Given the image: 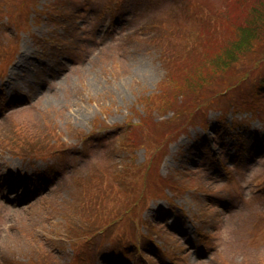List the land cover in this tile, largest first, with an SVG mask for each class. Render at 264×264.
Listing matches in <instances>:
<instances>
[{
    "label": "rangeland",
    "instance_id": "rangeland-1",
    "mask_svg": "<svg viewBox=\"0 0 264 264\" xmlns=\"http://www.w3.org/2000/svg\"><path fill=\"white\" fill-rule=\"evenodd\" d=\"M12 1L0 0V135L63 149L0 148V264H264V93L247 101L257 117L209 109L207 128L180 133L175 114L244 81L240 103L264 78L248 52L216 65L255 38L236 26L255 28L259 0H22V13ZM128 156L143 181L175 186L169 199L149 185L128 212Z\"/></svg>",
    "mask_w": 264,
    "mask_h": 264
},
{
    "label": "trees",
    "instance_id": "trees-1",
    "mask_svg": "<svg viewBox=\"0 0 264 264\" xmlns=\"http://www.w3.org/2000/svg\"><path fill=\"white\" fill-rule=\"evenodd\" d=\"M12 4H14L16 6V8L20 11V13H22L24 10H27V4H25L24 1H22V0H13ZM23 4H25L26 7H24L25 5H23ZM254 6H258L257 10L260 11L259 13L254 14L256 16L254 18L250 14V19L252 18L250 20V23L255 28H253L252 30L248 29L244 25L245 22L239 23L236 26V28L238 27V30L239 29L241 30L240 33L242 32L243 36H245V35L249 36L250 33L256 34L254 36L255 38L249 39V38H243L242 37L241 40L238 42V47L240 46V49L238 50L239 54L238 55L235 54L232 57H229L227 59V61H225V63L222 64V66L220 63H217L216 65L219 64L218 65L219 68L224 67V69H226V68L229 69V67H232L236 63V61H237L235 59L236 56L242 57L245 55V52L246 53L248 52L247 55L249 53L254 54V56L251 58V60L261 59L264 61V51L263 52L257 51V48L259 45H264V0H259L258 3ZM5 8H6L7 12H5L4 14H6V16L8 15V18H7L8 22L11 23V19H13L12 25H14V26L17 25L16 27H19L20 20L15 15H14L15 17L11 16V14L13 13V10L11 9V7L6 6ZM31 9H32V6L30 7L29 11ZM260 9H262V10H260ZM248 13H249V11H248ZM244 21H246V19H244ZM7 26H8V24H7ZM244 29L249 30V31H244ZM254 48H255V52H253ZM245 58L247 61H249L248 58L246 57V55H245ZM255 62H258V61H255ZM226 64H228V65H226ZM244 64H246V63H244ZM263 64H264V62H263ZM236 65H238V64H236ZM201 85L202 86H200L198 88V90H200V92L203 89H205V86L207 84L202 83ZM240 85H239V87L234 88L235 92L241 88ZM235 92H232V89H231V91L229 90L224 95H216L215 97L208 96L207 98L203 99L204 102H202L201 106H198L197 108L187 106V105L184 107H182V106L178 107V110L175 111V114L177 116L181 115L183 117L182 122L179 124V127H182V129H179L180 130L179 132L181 133L183 131V127H185L187 125L189 126V125L198 124V126L203 128V129L207 128V121H205V118H206L207 111L209 109L210 110H219L221 117H224V115H226V113L231 108L233 109L232 111H234V112L248 111L251 116L257 117V116H255V107L249 105L247 101H249V102L259 101V98L262 97L260 95H261V93H264V78L251 82V85H250V88L248 89V91L246 93H241V95H240L241 98L239 99L240 103H236V100L239 98V96L235 95ZM192 105H194V104H192ZM161 123L163 124V122H161ZM144 125L147 126L146 124H142L141 126H137V124H136L137 131H138V127L142 128V126H144ZM237 125H239V124L234 123L233 128L237 127ZM218 126L219 125L216 126V130L214 131L215 133L218 132ZM126 127L128 128L129 124L125 125L123 128H126ZM222 127H225V126H222ZM231 127L232 126H230V129H231ZM167 136L169 137V133L167 134ZM164 139H166V138H164ZM125 140H126V138L124 139V141ZM42 146H46L49 148V151L47 154L48 156H61L62 155L61 151L63 149L62 148L63 145L60 146V143L56 142V139H54V140L48 139L42 145H40V143L37 144L34 142L30 143L28 145H19L16 142V140L14 139V137L8 136V134L6 132L4 135H2V134L0 135V148L7 149L8 151L12 152L13 155H16V156H19L25 150H30L28 156L43 157L44 158L45 156L43 154H41L42 152L40 150V147H42ZM123 146L126 149H127V147H129V149H134L136 147H139L140 144L138 143V140L136 139L135 143L132 145V148L129 146V142H124ZM140 148H142V147H140ZM144 150L148 151L145 148H144ZM122 163H123V167L126 169L127 172L125 174V177L122 176L119 178V181L121 182V185L119 186V188H121L122 191H123V189H127L128 192H131V191L133 192L132 201H131V203H129V211L128 212H130V213L132 212V214H134V212L136 210H138V200H142V199L146 198L144 196V194L139 193V189L141 188L143 190L144 188H148L149 185H151V187H149L150 197L156 198L157 196H162L161 198L169 199L164 194V191L167 188L174 190L175 186L172 183L160 180V181H152V182H149V184H148L147 181L142 180L141 175H144L143 170L139 169V172H138V167H136L135 162H132V159L129 156L125 160H123ZM127 173H130L129 175H137V177L131 178L128 176ZM138 173L140 175L139 177H138ZM150 175L151 174H145L144 176L149 179ZM113 186H115V185L113 184L112 187ZM145 193H147V192H145ZM117 206H118V203L114 207H112V212L101 213V215H104V216L102 217L100 222L103 221L104 224H108L112 220L116 219V217H117V215H116ZM122 219H123V217H122ZM105 226L106 225H104V226L102 225L103 228H102L101 233H103L104 230L106 231ZM97 228L99 229L98 226H97ZM68 244H70V243H68ZM70 251H71V253L73 252V257L78 258L75 247L71 248Z\"/></svg>",
    "mask_w": 264,
    "mask_h": 264
}]
</instances>
